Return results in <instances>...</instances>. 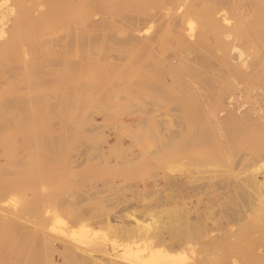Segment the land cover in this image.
Returning a JSON list of instances; mask_svg holds the SVG:
<instances>
[{
    "label": "rangeland",
    "instance_id": "rangeland-1",
    "mask_svg": "<svg viewBox=\"0 0 264 264\" xmlns=\"http://www.w3.org/2000/svg\"><path fill=\"white\" fill-rule=\"evenodd\" d=\"M139 31V25L130 24L99 29L103 38L68 56L71 68L75 61L86 64L84 72L72 70L74 74L71 71L68 77L52 73L58 57L45 55L36 62L26 55L17 58L24 66L22 74L1 80L0 92L24 99L16 108L0 104V125L7 121L3 132L11 135L0 131V187L5 193L4 200L0 198V264H89L91 257L90 264H153L144 260L145 250L174 256L175 264H252L250 256H264V210L257 204L261 189H250L257 184L235 182L264 175V137L260 135L264 131V95H245L240 79L221 66L213 73L215 82L201 93L200 79L185 76L178 63L175 66L181 77L170 72V56L175 50L169 43L171 36L161 42L163 49L154 46L169 61L152 57L147 62L140 54L144 50L138 42ZM155 31L154 25L149 32ZM32 37L27 32L15 34L14 44L34 49L38 41ZM225 58L234 67L240 65L233 55ZM70 79L79 81L87 91L67 92ZM146 79L156 86L153 89L158 95L144 87ZM181 80L189 89L178 82ZM221 80L231 85L219 95L218 111L223 110L225 125L216 128L207 98ZM145 98L153 105H147ZM226 129H233L235 137L228 136ZM62 131L65 137L58 136ZM37 132L64 142L52 146L57 149L47 146L42 151V146L25 139ZM38 196L48 215L35 218L17 211ZM260 197L264 207V194ZM135 219L144 221L143 225ZM45 239L54 249L45 245Z\"/></svg>",
    "mask_w": 264,
    "mask_h": 264
},
{
    "label": "bare ground",
    "instance_id": "bare-ground-1",
    "mask_svg": "<svg viewBox=\"0 0 264 264\" xmlns=\"http://www.w3.org/2000/svg\"><path fill=\"white\" fill-rule=\"evenodd\" d=\"M137 10H138L139 14L136 13ZM119 24H130V25H137V26L139 25L140 31L138 33L141 32V34L139 36L138 42L141 44V46L144 50V53L141 52L140 54L141 55L144 54V60H146L147 62L152 57L156 58V59L157 58L165 59L164 51L163 50L160 51V49H163L160 46V44L165 39H167L166 37L171 36L169 43L173 44V46L175 47V50H174L172 56H170L172 58V60H170L169 65L173 66V68H172V70H170V72L171 73L177 72V69H179V66L177 67V64L175 66V63H178L180 65V68L184 70L185 76L187 75L189 78H191L192 76H195L196 78L200 79V83H201V85L199 84L200 91H201V89H203V92H204L205 91L204 89L205 88L207 89L208 86H210L211 82L212 83L215 82L213 80V73L215 74V72L218 71L222 67L223 70L231 72V75L235 74L238 77V80L240 79V82L238 81V84H239V87H241L242 92L245 95H247V96L251 95L252 96L254 94L255 98H258V96L264 95V0H0V84L2 82L1 80L4 79V76L19 77L22 74L24 66L22 67V65L17 63V58H19V56L31 55V56L36 58L35 59L36 62H37V59H39L45 55L56 56L59 58V60H58V63L55 64V67H54L53 71H51V72L52 73H64L66 77L69 76L68 74L71 75L72 70L75 73L78 71H83V70L85 71V69L87 68V65L82 64V63H78V62H77L78 64H76V61H75L74 66L71 68L70 64L68 63L69 54L72 52L74 53V52L82 49L86 44H91V43L96 42L98 40V38H103L104 36L100 35L99 29L111 28V29L115 30V28L118 27ZM154 25L156 26V31L154 33H150L149 31L152 28V26H154ZM84 29H85V31H84ZM23 32H27L28 34H31L33 37L36 38V41H38V46L36 48L34 45H33L34 49H32V47L30 49L29 47H27V45L25 47H18L14 44L15 43L14 42V35L15 34H21ZM134 37H136V35L133 36V40H136L137 38L134 39ZM113 38L115 39V36ZM130 38L132 39L131 36H130ZM61 39L62 40L65 39V40L60 41ZM53 42H54V44H53ZM31 43L33 44L32 41H31ZM51 43L53 44L54 47L53 46L50 47ZM155 44H159L160 49L159 48L154 49V46H156ZM18 45H19V43H18ZM225 55H227V56L233 55V58H235L240 63V65L234 67L233 65H231V62H229L225 58ZM92 56H93V54H92ZM170 57H168V58H170ZM93 58H95V57H93ZM41 59H43V58H41ZM165 60H167V58ZM111 61L115 65H120L118 60L116 61L115 59L112 58ZM167 61H169V60H167ZM152 65H154V64H152ZM112 66H114V65H112ZM145 66H150V65H145ZM35 67H37V66H35ZM89 68H90V66H89ZM130 68H132V67L130 66ZM111 69H113V68H111ZM152 70H155V69H152ZM159 71H160V69H159ZM74 72L72 74H74ZM133 72H135V71H133ZM162 72H161V74H162ZM177 73H179V72H177ZM232 73H234V74H232ZM153 75H155V74H153ZM125 76H126V74H125ZM131 76H133V75H131ZM180 77H181V74H180ZM227 77H228V75H227ZM147 79L143 83L144 87L147 90H152L153 88L155 89L156 86L154 87V85H153V87H152L151 85H149V82ZM4 80L5 81H3V82H6V79H4ZM128 80H129V78H128ZM135 80L137 81V79H135ZM68 81L69 82H66V86H65V89L67 92H70V93H75V92L78 93L79 92L80 93V92H86L87 91V89L79 81L71 80V79ZM222 81L223 80H221V82ZM28 82H29V79H28ZM158 82L160 83V81H158ZM178 82L181 85L185 84L184 80H181ZM134 84L135 83H133V85ZM84 85H85V83H84ZM185 85H184V87H185ZM188 85L190 87V84H188ZM191 85H193V84L191 83ZM194 85L196 86V84H194ZM230 85H231L230 82L223 81V83L217 84V86H216L217 88L213 92L212 97L207 96V97H209V98H207V104L209 107L210 117L212 119V123L216 126V128L221 127L222 124H224V120L222 121V115L220 113L223 110L220 112L218 111L219 105H220L219 95L221 93H223L224 89L229 88ZM150 86H151V88H150ZM192 87H190V88H192ZM196 87H198V86H196ZM145 88H144V90H145ZM187 88H188V86L186 87V89ZM157 90H159V88H157ZM166 91H168V90H166ZM154 92H155V90H154ZM203 92L201 91V93H203ZM182 93H184V92H182ZM13 94H5L3 92H0V104L2 105L1 106L2 108H3V106L5 108H16L20 103L23 104L22 101L24 98L20 99L19 97L15 96ZM63 94L64 93H62L61 95H63ZM159 94H161V93H159ZM162 94H163V92H162ZM137 95H139V94H137ZM60 96H58V97L60 98ZM42 97L40 96L39 98H42ZM160 97H162V95ZM170 97H169V99H171ZM172 99H173V96H172ZM38 100L39 99H37V101ZM249 100H251V99L249 98ZM25 101L26 100H24V103H25ZM145 101H146L147 105L148 104L153 105V103H154V102L152 103L150 100H147V98H145ZM258 101H256V102H258ZM38 102H40V101H38ZM27 103H29V101ZM32 104L34 105V103H32ZM126 105H127V103H126ZM142 105H144V104H142ZM199 106H200V104H199ZM25 108L29 109L30 107L26 106ZM232 110L234 111V109H232ZM261 110H263V109L261 108L260 111ZM37 112H38V110H37ZM172 112H173V109H172ZM177 112H179V110ZM259 112H257V113H259ZM263 112H264V110H263ZM7 118H8V116L6 115V117L3 118L4 121H6ZM201 119H203V118H201ZM263 119H261V120H263ZM145 120H146V118H145ZM145 120L143 119V121H145ZM61 122H60V124H61ZM143 124H144V122H143ZM6 125H7V121L2 126L0 125V131L2 133H4L3 131L5 130V128L7 129ZM204 126H207V125H204ZM48 127H51V125ZM69 127H70V129H72L71 126H69ZM207 128H208V126H207ZM67 130H68V127H67ZM213 131H215V130H213ZM221 131H223V130H221ZM176 132H178V131H176ZM189 132H190V130H189ZM223 133H224V131H223ZM225 133L228 136H230L231 138L235 137V133H234L233 129L232 130L226 129ZM63 134L64 133L62 131V133L58 134V136L62 135V137H65V135H63ZM260 135L262 137H264V131L261 132ZM6 136L10 137L11 135L7 134ZM46 136L37 132L35 134L34 133L29 134L28 136H26L25 139H27V142H29L31 144L34 142V143H37L39 146H42V147L38 146L39 149H41V150L43 148H46L47 146H48L47 148L51 147V149H57V148H55L56 147L55 144H57L56 142H58L59 147H60V143L63 144V142H64L61 140V138L58 140H57V138H55L57 140L56 141L54 138H50V137H48V136L46 137ZM172 136H174V135H172ZM176 136H178V135H176ZM161 139H163V138H161ZM235 139H237V138H235ZM19 141H20V139H19ZM20 143H21V141H20ZM53 145L55 146L54 148L52 147ZM165 145L166 144H164L163 146H165ZM61 146L63 147V145H61ZM163 146H161V147H163ZM203 146H205V145H203ZM30 149H31V147H30ZM32 149H34V148L32 147ZM46 149L45 150L43 149L42 151H46ZM48 150L50 151V149H48ZM157 151H158V149H157ZM52 152L55 153L53 150H52ZM185 152H187V150ZM152 153L149 155H152ZM162 155H164V154H162ZM244 155H245V153H244ZM251 155L254 156L253 153H251ZM43 156L46 157V155H43ZM242 157L244 158V156H242ZM164 158H165V156H164ZM243 158H241V160H243ZM161 159H163V157ZM48 161H50V159ZM220 164L222 165V163H220ZM248 164H249V162H248ZM250 164H251V162H250ZM221 165H220V167H221ZM224 165H225V163H224ZM247 165H246V167H248ZM259 165H261V164H259ZM210 168H211V166H210ZM225 168H224V170H225ZM196 169H198V168H196ZM203 169H205V168H203ZM226 169L228 170V168H226ZM253 171H254V169H253ZM232 175H234V174H232ZM211 178L214 179L213 177H211ZM207 180H210V177H208ZM212 181H214V180H212ZM235 182H237L238 184H243L245 182L250 183V184H257V185H250V186L251 187L257 186L259 189H261L259 197L257 198L258 199L257 204L259 205V210L263 211L264 207H261V205H260V203H262L261 202L262 199L260 196L264 194V193L262 194V191H264V175H261L259 177H252V176L251 177L250 176L241 177L239 179H236ZM14 186L19 187L20 185H14ZM250 186L247 188L249 189ZM220 187H219V189H221ZM250 189H253V187ZM254 191H255V188H254L253 192ZM245 194H247V191ZM4 196H5L4 189L1 186L0 187V198H3L2 200H4ZM256 196L257 195H255V197ZM255 197H253V198H255ZM212 202H213V200H212ZM246 202H245L246 204H249L248 201H246ZM42 204H41V202H39V196H38V198H34L32 201L26 203L25 205H22V206L20 205L21 206L20 208L18 206L17 211L19 212V210H20L24 214L32 215V217L35 216V218H36V216H37V218H38V216L39 217L40 216H46V215H48L47 214L48 208L46 210L42 206ZM222 211H224V209H222ZM250 211H252V210H250ZM50 214H51V212H50ZM196 214H198V213H196ZM0 218H2V217H0ZM1 220H3V219H1ZM137 220L138 219H135V221L139 225H143L144 221L140 222ZM137 223H136V225H137ZM144 225H146V223ZM147 226H146V228H147ZM17 229H19V228H17ZM5 238H7V237H5ZM239 238H240V236H239ZM19 239H20V237H19ZM210 241H211V239H210ZM245 241H247V240H245ZM23 242H24V240H23ZM242 242H243V240H242ZM46 244L51 249H54L53 245L50 243V241L48 239H45V245ZM17 246L18 245H16V247ZM22 249H23V246H22ZM243 250H244L243 251V253H244L245 249H243ZM249 250L250 249H248V251ZM146 252H147V250H145V252L143 253L144 260L150 261L153 264H175L174 260L177 259L176 257L174 258V256L169 257L166 254L161 255L160 252H157V253L155 251H151V252H147V253ZM255 255H260V253H258V254L255 253ZM262 255H264V254L262 253L261 256ZM248 256H250V254ZM253 256H254V254L252 255V257L250 256V258L248 257L249 259L252 258L251 260H254L253 262H251L252 264H264V256H262V257L254 256V257H256L255 259H253ZM83 258H85V256H83ZM140 258H142V253L140 255ZM66 259H67V257H66ZM91 259H92V257L88 258V260H90V261H91ZM72 261H74V260H72ZM90 261H89V264L92 263V261L91 262ZM111 264H113V263H111Z\"/></svg>",
    "mask_w": 264,
    "mask_h": 264
}]
</instances>
